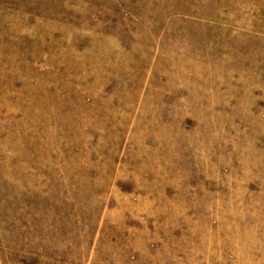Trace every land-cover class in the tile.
<instances>
[{"label":"rangeland","instance_id":"obj_1","mask_svg":"<svg viewBox=\"0 0 264 264\" xmlns=\"http://www.w3.org/2000/svg\"><path fill=\"white\" fill-rule=\"evenodd\" d=\"M0 264H264V0H0Z\"/></svg>","mask_w":264,"mask_h":264}]
</instances>
